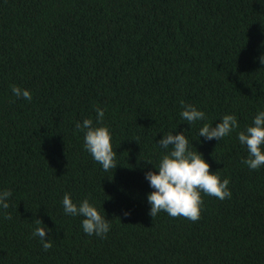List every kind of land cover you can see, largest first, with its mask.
<instances>
[{
    "label": "trees",
    "instance_id": "obj_1",
    "mask_svg": "<svg viewBox=\"0 0 264 264\" xmlns=\"http://www.w3.org/2000/svg\"><path fill=\"white\" fill-rule=\"evenodd\" d=\"M261 55L264 0H0V188L12 193L0 264H264V166L241 163L235 132L198 142L203 122L188 128L178 115L184 101L213 125L233 113L242 129L264 108ZM94 106L112 134L113 170L74 128L95 122ZM175 127L229 179L230 198L201 194L196 221L148 215L147 161ZM65 192L104 209V237L65 215ZM36 219L50 229L47 250L31 234Z\"/></svg>",
    "mask_w": 264,
    "mask_h": 264
},
{
    "label": "clouds",
    "instance_id": "obj_2",
    "mask_svg": "<svg viewBox=\"0 0 264 264\" xmlns=\"http://www.w3.org/2000/svg\"><path fill=\"white\" fill-rule=\"evenodd\" d=\"M259 61L264 65V55L259 57ZM10 90L16 98L32 100V93L27 88L11 84ZM180 105L178 115L182 122L187 123L188 128L203 122L197 129L198 142H202L200 137H203L204 141H218L235 132L236 140L246 150V156L241 163L250 170L264 166V108L257 110L251 117V122L241 129L237 116L233 113L222 114L213 125V122H207L205 112L194 104L180 101ZM94 111L95 122L91 117H84L74 122V128L82 133L83 150L103 171L113 170L117 165L114 159L116 152L111 143L110 129L103 123L104 109L94 106ZM176 128L162 133L160 139L155 141L162 150L156 163L147 161L152 165L151 169L144 172V179L152 189L146 193V201L150 206L148 215L154 217L163 211L171 217L181 216L196 221L200 217L202 207L201 194L214 196L219 200L230 198L229 179H221L217 171L210 172L209 163L185 135L186 129L175 131ZM11 195L10 189L0 188V212L8 209ZM60 203L65 215L80 218L83 233L104 237L109 232L110 220L105 218L104 209L100 206L103 209L102 214L89 197L74 202L71 195L65 192ZM4 215L7 218V214ZM124 215L128 213L125 212ZM46 229L47 226L36 219L31 233L39 238L45 250L51 247V240L45 239ZM47 231L50 232V229Z\"/></svg>",
    "mask_w": 264,
    "mask_h": 264
}]
</instances>
